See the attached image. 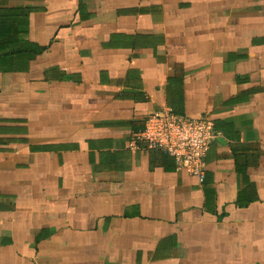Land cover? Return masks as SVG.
Segmentation results:
<instances>
[{"label": "crops", "instance_id": "0c3cea01", "mask_svg": "<svg viewBox=\"0 0 264 264\" xmlns=\"http://www.w3.org/2000/svg\"><path fill=\"white\" fill-rule=\"evenodd\" d=\"M0 264H264V0H0Z\"/></svg>", "mask_w": 264, "mask_h": 264}, {"label": "built area", "instance_id": "2783aa9c", "mask_svg": "<svg viewBox=\"0 0 264 264\" xmlns=\"http://www.w3.org/2000/svg\"><path fill=\"white\" fill-rule=\"evenodd\" d=\"M217 136L209 119L185 117L169 106H162L146 116L135 140L143 142L148 149L171 156L176 169L184 170L202 182L204 158Z\"/></svg>", "mask_w": 264, "mask_h": 264}, {"label": "trees", "instance_id": "16d2710c", "mask_svg": "<svg viewBox=\"0 0 264 264\" xmlns=\"http://www.w3.org/2000/svg\"><path fill=\"white\" fill-rule=\"evenodd\" d=\"M154 150H156V149H154ZM159 151V150H158ZM161 152V151H160ZM162 153V152H161ZM164 154V153H163ZM167 155V154H166Z\"/></svg>", "mask_w": 264, "mask_h": 264}]
</instances>
